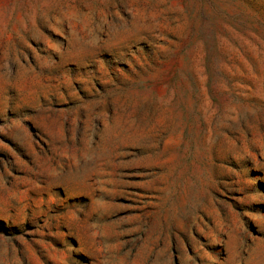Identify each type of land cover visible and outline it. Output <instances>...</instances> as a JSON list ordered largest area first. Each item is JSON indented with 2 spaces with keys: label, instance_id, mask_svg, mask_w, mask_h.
<instances>
[{
  "label": "rangeland",
  "instance_id": "374dc122",
  "mask_svg": "<svg viewBox=\"0 0 264 264\" xmlns=\"http://www.w3.org/2000/svg\"><path fill=\"white\" fill-rule=\"evenodd\" d=\"M0 264H264V0H0Z\"/></svg>",
  "mask_w": 264,
  "mask_h": 264
}]
</instances>
